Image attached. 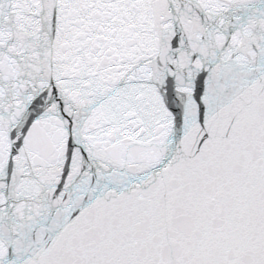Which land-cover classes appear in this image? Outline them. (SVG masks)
<instances>
[{"label": "snow or ice", "instance_id": "obj_1", "mask_svg": "<svg viewBox=\"0 0 264 264\" xmlns=\"http://www.w3.org/2000/svg\"><path fill=\"white\" fill-rule=\"evenodd\" d=\"M0 264H264V0H0Z\"/></svg>", "mask_w": 264, "mask_h": 264}]
</instances>
